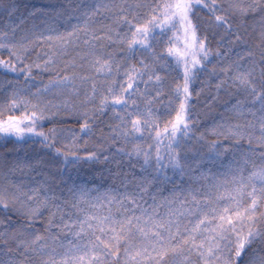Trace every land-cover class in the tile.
I'll list each match as a JSON object with an SVG mask.
<instances>
[{
  "label": "snow or ice",
  "instance_id": "snow-or-ice-1",
  "mask_svg": "<svg viewBox=\"0 0 264 264\" xmlns=\"http://www.w3.org/2000/svg\"><path fill=\"white\" fill-rule=\"evenodd\" d=\"M0 264H264V0H0Z\"/></svg>",
  "mask_w": 264,
  "mask_h": 264
},
{
  "label": "trees",
  "instance_id": "trees-1",
  "mask_svg": "<svg viewBox=\"0 0 264 264\" xmlns=\"http://www.w3.org/2000/svg\"><path fill=\"white\" fill-rule=\"evenodd\" d=\"M22 2L27 4H35L40 5L42 3L48 2V0H22ZM6 58V56H5ZM11 79V77H9ZM39 79V78H38ZM46 79V77L44 78ZM207 79L206 76H201L198 80H196L193 84V87L195 89L194 92V102H193V108H194V117L198 116L199 120L203 123V127H199V131L197 132V135H200L201 133L205 132L206 129H210L212 127V119L216 116L218 111H222V109H212L209 108L208 105L211 104V100L208 99L207 95H201L198 98H196V94L200 93L201 87H206L204 85V81ZM182 83L181 80V74L178 72H172L168 76V81L165 85V97L164 99L160 100L157 104L154 105V110L157 114V116L161 120L171 119L174 117V113H172L171 116L168 115V101L173 100L175 103V94L174 90L177 84ZM51 127V125H49ZM78 127V126H77ZM97 135L99 133L97 132ZM84 139H88V137H85ZM145 142H149L147 140V137L145 138ZM23 148L25 149L26 153L32 154L33 149L36 151H39L40 146L38 144H25L23 145ZM83 155V153H81ZM97 169H102V165L95 166ZM85 172L81 173V175L90 174L88 173V165L84 166Z\"/></svg>",
  "mask_w": 264,
  "mask_h": 264
}]
</instances>
